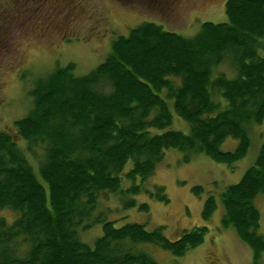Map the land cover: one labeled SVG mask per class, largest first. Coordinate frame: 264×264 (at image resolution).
I'll use <instances>...</instances> for the list:
<instances>
[{
    "label": "trees",
    "instance_id": "obj_1",
    "mask_svg": "<svg viewBox=\"0 0 264 264\" xmlns=\"http://www.w3.org/2000/svg\"><path fill=\"white\" fill-rule=\"evenodd\" d=\"M224 12L225 22L204 21L192 37L143 22L114 38L88 73L76 75L68 63L33 81L27 113L0 130V212L12 213L0 215V264H159L142 245L181 257L202 244L206 227L170 240L162 226H116L103 207L111 195L148 214L133 198L141 193L167 203L163 186L144 184L168 150L182 163L203 154L228 168L247 154L249 132L264 120V0H225ZM173 115L188 133L170 129ZM228 138L236 147L222 151ZM262 194L264 143L218 196L220 225L251 249L252 264H264L254 203ZM216 206L206 197L202 218ZM98 224L101 234L83 241Z\"/></svg>",
    "mask_w": 264,
    "mask_h": 264
},
{
    "label": "rangeland",
    "instance_id": "obj_2",
    "mask_svg": "<svg viewBox=\"0 0 264 264\" xmlns=\"http://www.w3.org/2000/svg\"><path fill=\"white\" fill-rule=\"evenodd\" d=\"M225 0H0V130H10L16 119L23 117L30 102L28 91L33 81L56 65L75 64V74L84 75L103 61L110 42L126 35L130 29L150 21L184 37L194 36L204 21H226ZM228 75L224 66L219 68ZM170 129L188 133L187 123L173 115ZM251 145L247 154L232 168L217 163L203 154L182 163L176 150L165 152L154 174L144 184L152 191L164 187L168 202L151 199L141 193L133 196L145 202L149 213L122 208L119 199L109 196L103 209L116 226L127 222L142 223L146 230L162 226L164 235L175 240L184 230L206 227L202 244L181 257L155 245L145 249L159 264H252V251L232 228L220 222L223 207L218 196L228 185L237 183L253 164L259 146L264 143V120L249 132ZM236 140L226 139L222 151H231ZM129 167V165L127 166ZM138 182V180H137ZM129 182L126 183L127 186ZM201 186L200 197L192 188ZM209 195L216 199V208L209 219L202 218L203 203ZM104 202V201H103ZM260 212V233L264 237V194L254 201ZM0 215L12 217L10 211ZM9 219V220H10ZM101 234L95 225L81 238L90 245ZM260 261L264 263V252Z\"/></svg>",
    "mask_w": 264,
    "mask_h": 264
},
{
    "label": "bare ground",
    "instance_id": "obj_3",
    "mask_svg": "<svg viewBox=\"0 0 264 264\" xmlns=\"http://www.w3.org/2000/svg\"><path fill=\"white\" fill-rule=\"evenodd\" d=\"M213 25V24H212ZM141 254V253H140ZM138 256V255H137Z\"/></svg>",
    "mask_w": 264,
    "mask_h": 264
}]
</instances>
